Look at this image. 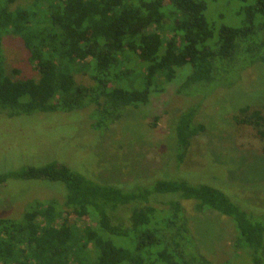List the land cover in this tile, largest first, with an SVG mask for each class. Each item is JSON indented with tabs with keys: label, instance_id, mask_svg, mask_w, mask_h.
I'll list each match as a JSON object with an SVG mask.
<instances>
[{
	"label": "trees",
	"instance_id": "trees-1",
	"mask_svg": "<svg viewBox=\"0 0 264 264\" xmlns=\"http://www.w3.org/2000/svg\"><path fill=\"white\" fill-rule=\"evenodd\" d=\"M205 9L203 0H0V111L17 117L91 108V126L102 132L179 74L176 93L204 98L236 68L264 65V20L254 21L264 16V0L244 8L243 26L222 24L217 33ZM7 35L22 41L37 78L14 77L18 70L5 67ZM201 98L174 122L177 161L205 129L193 122ZM233 119L264 139V103L239 106ZM258 151L264 154V142ZM170 177L149 185L101 181L55 160L1 173L0 183L47 179L63 183L65 193L61 201L34 200L19 218L0 216V264H213L181 200L230 218L252 263L264 264V216L213 185ZM71 216L91 223L78 226Z\"/></svg>",
	"mask_w": 264,
	"mask_h": 264
},
{
	"label": "rangeland",
	"instance_id": "rangeland-1",
	"mask_svg": "<svg viewBox=\"0 0 264 264\" xmlns=\"http://www.w3.org/2000/svg\"><path fill=\"white\" fill-rule=\"evenodd\" d=\"M203 1L205 17L215 33L222 24L243 26L244 8L255 3V0ZM263 20L264 16L254 17L255 24ZM1 49L8 71L18 70L14 77L37 78L18 37L4 36ZM245 65L226 75L223 88L213 87L204 98L201 94L176 93L182 79L179 74L162 92H153L146 104L135 109L125 107L122 117L102 132L91 126V108L17 117L0 111V174L51 160L101 181L149 185L169 172L177 180L213 185L243 200L253 216H264V154L258 151L264 139L252 126L233 119L239 106L249 103L259 108L264 103V94L261 95L264 65L259 62ZM187 71L185 66L182 72ZM236 78L241 81H234ZM75 79L89 83L81 73H76ZM200 98L193 122L203 124L205 129L191 138L182 160L177 161L174 122L181 110ZM64 188L63 183L47 179L9 178L0 183V216L19 218L37 199L61 201ZM181 202L191 233L206 247L211 246L205 253L213 264H253L230 218L210 209L196 211L192 200ZM70 219L78 226L91 223L86 216Z\"/></svg>",
	"mask_w": 264,
	"mask_h": 264
}]
</instances>
